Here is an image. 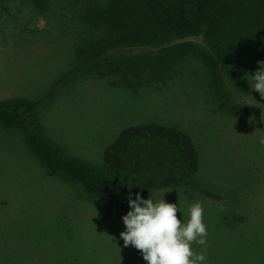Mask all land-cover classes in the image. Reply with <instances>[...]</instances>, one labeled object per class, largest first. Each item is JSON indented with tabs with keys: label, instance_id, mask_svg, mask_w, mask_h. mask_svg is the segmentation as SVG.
Here are the masks:
<instances>
[{
	"label": "rangeland",
	"instance_id": "obj_1",
	"mask_svg": "<svg viewBox=\"0 0 264 264\" xmlns=\"http://www.w3.org/2000/svg\"><path fill=\"white\" fill-rule=\"evenodd\" d=\"M24 23L20 20V27L11 29L22 38L0 49V100L40 103L38 116L46 134L70 156L93 163L102 160L125 125L157 121L186 130L203 155L198 182L222 194L230 205L191 198L182 191L159 192L152 198L167 193L165 201L179 204L185 222L191 205H203L207 264H264V109L227 119L214 113L208 97L196 88L135 93L81 75L62 81L77 58L74 44L66 37L56 39L43 18L27 26L32 33L22 30ZM239 99L258 107L251 96ZM256 101L264 104L260 98ZM211 205L218 211L232 207L245 217L247 211L252 216L248 228L234 235L216 227ZM110 209L89 204L75 186L48 177L23 137L0 126V264H87L91 259L98 264H143L141 253L124 247L120 238L125 230L121 218L128 209ZM192 248L203 250L195 243ZM112 252L113 259H107ZM125 254L136 257L125 261Z\"/></svg>",
	"mask_w": 264,
	"mask_h": 264
},
{
	"label": "trees",
	"instance_id": "obj_2",
	"mask_svg": "<svg viewBox=\"0 0 264 264\" xmlns=\"http://www.w3.org/2000/svg\"><path fill=\"white\" fill-rule=\"evenodd\" d=\"M40 18L56 39L66 37L77 51L62 81L81 75L135 93L196 88L214 113L227 119L245 118L255 110L240 95L260 98L244 77L264 61V0H0V49L22 36L12 32L20 20L25 21L22 30L32 33L27 26ZM40 106L24 98L2 99L0 126L18 132L47 176L75 186L89 204L129 211L126 194L131 190L145 199L150 193L182 191L230 205L198 182L202 152L179 126L157 121L125 125L102 160L93 163L70 156L46 134ZM230 209L235 211L212 205L210 210L216 227L238 235L252 216ZM135 257L124 255L125 261ZM107 259H113V252Z\"/></svg>",
	"mask_w": 264,
	"mask_h": 264
},
{
	"label": "clouds",
	"instance_id": "obj_3",
	"mask_svg": "<svg viewBox=\"0 0 264 264\" xmlns=\"http://www.w3.org/2000/svg\"><path fill=\"white\" fill-rule=\"evenodd\" d=\"M257 65L254 74H245L244 78L250 90L257 92L264 100V61H257ZM251 98L258 105L255 108L262 111L264 104ZM165 194L155 200L151 193L145 199L140 192H127L130 210L121 218L125 230L120 233L124 247L137 249L146 264H207L208 233L203 205L199 202L191 205L185 222L179 204L166 202ZM178 212L181 213L180 218L177 217ZM194 243L202 247L200 253L193 250Z\"/></svg>",
	"mask_w": 264,
	"mask_h": 264
}]
</instances>
